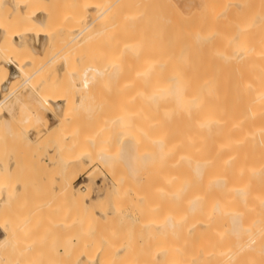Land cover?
Returning a JSON list of instances; mask_svg holds the SVG:
<instances>
[{"label": "bare ground", "instance_id": "bare-ground-1", "mask_svg": "<svg viewBox=\"0 0 264 264\" xmlns=\"http://www.w3.org/2000/svg\"><path fill=\"white\" fill-rule=\"evenodd\" d=\"M48 1L51 0H0V121L3 119L5 123L10 124V116L8 115L9 109L22 101L28 93L30 95L32 92L38 96L37 100L33 103L34 109L24 112L25 115L21 119L15 121L14 127L15 129L17 128V130L21 128L26 132L31 129L30 126L33 124V122H28L34 121V123L40 122V124L44 122L46 125L45 128L47 127L46 129L50 132L53 131V134H51L50 137L48 135L46 139L50 138L51 140L54 138L55 140H53L58 142L57 146L60 141L61 143L62 141L67 142H65L67 145L64 147L66 148V153L64 152L66 157L63 156L64 153H61L63 158H66L65 164L63 163L65 166L64 168H62L63 166L60 168L58 167L60 175L61 171L63 172L64 170L63 175L66 172V176L61 175L62 179L58 181L59 188L56 191L60 193V189H62L63 192H66V195L69 196L67 197L63 193H60L63 195L62 196L57 192H55V195L62 196L60 197L61 200L67 197V202L71 199L74 203L78 202L81 205L88 204L89 200L87 201V199L90 198V194L89 192L86 194L80 193V186H75L74 181L76 180L77 174L73 175V177L70 176L69 164L72 163L74 166L79 165V167H81L79 170H86L85 168H87V166L89 167V163H93L96 158H98L97 160L100 162L103 161L101 163L105 164L109 161L108 157L112 147H115L122 161L127 164V169L130 172L127 176H129L132 181H128L129 184L127 183V185H125L126 183H123L124 179H122L121 173L119 172L121 176L114 174V196L113 192L110 191L112 197H114L111 198L113 199L112 203H114L116 199H118L116 202L119 203L120 200L123 201L122 199L126 197V201L130 203L135 202L136 205H140V203L143 204L144 200L146 202V198L148 197L149 199L153 193H156L158 198L159 196L161 198H166L168 196L174 200V203L171 205L172 207L169 205L174 211L170 208L173 212L171 210L170 212L166 211L168 214L163 218L161 215L162 219L160 218L161 220L156 226L158 231H162L161 234H163V236L161 235V237L164 241L162 240L161 245H158V239L154 240L153 236L151 237L159 246H153L154 250L157 248L159 251L158 253L154 251V254L157 253L158 255V258H155L156 261L159 262L158 264H264V0H204L202 10L198 12L195 11V14L189 16L180 12V9H178V6H175L173 0L169 1L172 7H169L171 10L165 9L167 12L164 8H168V2L166 4L167 6L163 8L165 5H163L164 2H160V4H162L161 6L157 0V6L162 7V10L165 12L163 13L160 8L162 12L161 15L158 16L159 19L161 18L160 22H158L160 24V30L159 33L155 32V34H159V41L155 40L156 42L153 39L155 34L153 37L151 36V38L145 34L148 29H140L141 25L145 24L143 23L144 18H149L147 17L148 15H146L147 10L146 13L142 11L141 13L140 9H138V6L145 0H126L127 2L129 1V8H127L128 5H126L127 2L125 0H123L125 4H123L124 2L122 0H117V2L112 0V3H117L115 7H119L117 9L118 12L121 8L122 11H120V13H122V15H124L123 13H127L125 14V18L127 19H122L123 16H121L120 13L119 15L117 14L118 16L116 15L117 18H119V23L116 21V24L119 30L122 27V33L119 32V37L116 39L117 44L120 41L119 45L116 48L114 47V51L111 52V55L106 54L109 50H105V54L101 53L102 49H99L100 52L99 50L95 51L96 46L93 45L98 42L94 39L97 38L98 32L101 30V21L98 23L97 20L102 17L107 19L108 17L106 18L105 16L106 12V15L108 14L109 17L113 13L111 7L114 6L110 0H108V2L112 4V6L109 5L108 7L105 6L108 5V2L104 4L106 2L104 0H66L69 4L72 3L71 5L68 4L69 7L71 6V9L68 10V13H66L65 9L61 14L55 12L51 8L52 6L47 4ZM164 1L166 2V0ZM102 2L104 3L102 4ZM144 5L141 9L143 11L144 8H149L146 7V5L149 6L148 4ZM151 11L149 10V15L152 14ZM110 12L111 14L109 15ZM153 16H155L154 13ZM112 18H114L113 15L110 19ZM150 19L153 20L151 16ZM157 20L155 22H157ZM111 22L113 23V20ZM150 22L151 21H148V24ZM158 23H150L152 26V34L154 27L156 25V27L159 26ZM96 24L100 27H95ZM105 25H102V28H106ZM111 25L115 28L113 24ZM147 27L149 26H142L144 29ZM114 28L111 30L115 33L113 32L111 34L116 38L117 31ZM98 37L100 39V36ZM148 37L153 41L151 42ZM83 42L85 44L89 43L88 46L91 44L90 42H92L89 46L92 50H90V48L88 49L92 52H90L89 56L91 59L98 55L97 52L102 55V57L100 55V59H103V55L104 58H107L103 61V63H105L104 65H101L102 62L99 64L102 60L97 58L95 59H97L98 62L94 59V61H92L96 63L93 64V62H90L91 64L88 65L87 62L90 58H85L87 62L84 60L85 69H83V62L81 64V61H83V57L86 53L76 57V59L80 61L79 64L82 66L83 70L81 69V72L75 71L81 68L78 63L76 64L79 65L80 68H77V66L75 67L73 62L67 59L66 60L70 63L66 62L65 65L63 61H60L61 57H65L62 51L63 49L65 50L67 45L73 47L79 45L77 48L85 50ZM49 44H52L54 54L50 56L47 63L44 65L47 64L49 67H54V71L52 72L53 77L51 76L52 78L49 80L42 79L34 82V77L40 74L43 69V64L39 65L33 72H27L25 70V64L30 59L25 58L23 51L29 49L39 53ZM111 50H113V48H111ZM81 51L82 50L78 52ZM74 53L77 55V52ZM109 56L112 57V59H109ZM108 59L109 61H107ZM106 62H110V70L105 68L109 67ZM71 64H73L74 67H71ZM104 75L111 80L113 86L118 90V93H116V95L114 94V101L111 104L112 107L110 112L107 111L109 115L106 113L107 116L103 115L100 117V107L95 109L97 108V104L93 101L94 99L90 101L86 97H91L90 94L92 93L90 91L94 90V87L98 85L97 83L104 79V77L101 79ZM22 76L23 78H21ZM20 79L23 81L21 82ZM66 83L73 92L76 104L79 105L84 100L88 99L90 101L88 104L94 102L96 105L92 104L94 106L91 108V105L87 104L90 107L87 108V110H99L97 112V118L96 114L95 118H93L92 122L94 123L88 125V128L87 125H84L87 129L85 132L82 131L81 133H84H80V135L77 134V131L79 133V128L77 129L74 127L76 128L75 130L70 127V130H66L65 107L67 101L65 95H63V92H66ZM23 86L29 88L28 92L25 94H16L19 88ZM88 92H90L89 95L87 94ZM42 110H46L49 114L45 115ZM101 110L102 113L105 112L103 109ZM93 115L94 113L92 116ZM14 127L7 125L6 129L9 131ZM26 138L27 141H33L31 136H26ZM40 139L37 141L39 142ZM105 141L110 143L112 141V145L110 144L112 147H110L109 150L106 148L109 143L106 144V147L102 145ZM152 143H156L158 150H160V159L162 160L166 157L167 161H165L164 158V165L155 166L153 164V168L150 171L142 172L139 168V165L142 164L140 161L143 158L142 149L147 146L145 153H151L154 149ZM36 144L38 143L36 142ZM1 146L3 145L1 144ZM41 150L43 149L40 148V151ZM85 159H89L87 165L82 164L85 162ZM45 160L47 161V159ZM12 162L0 160V176L3 177L5 175V179L7 178L6 175L12 172ZM41 162H43V160ZM172 164L175 166H172ZM40 165L43 166V164ZM85 165L86 167H84ZM55 166H57V163L53 167ZM16 167L14 166L13 168L16 170ZM53 167L49 168L52 169ZM36 169L38 170L39 167H36ZM48 169L46 170L45 168L46 171H48ZM40 171L41 169L37 174L35 173L37 177L38 173H41ZM50 171L52 172L53 170ZM54 171L57 172L55 168ZM140 171L141 174L139 178L142 182L144 180V187L137 179V175ZM50 173L48 172L47 175ZM68 175L70 178H68ZM86 175L91 176L92 170L91 173L88 171ZM130 175H132V177ZM141 176L144 177L143 180ZM47 179L48 178L45 179L46 181L44 180L46 184ZM38 180H40V177ZM9 181L13 182V179ZM3 183H5L6 186L8 185L7 181H1L0 186L3 185ZM45 183L43 182V185ZM140 184L141 190L138 188ZM12 187H10V190L13 189ZM16 187L17 189L20 188V186H15V188ZM22 191L24 192L23 188ZM41 191L40 193L39 191H35L31 195L34 197L36 192L37 194H42L43 192L47 193L46 191L41 193ZM3 192L4 191H1L2 197L0 194V203L3 202L2 205L4 207L7 206L8 202L13 205L15 204L14 201L17 202L15 199L16 197L13 198V200L15 199L14 201H6L7 196L5 194L3 195ZM28 194L30 193H26L27 198L30 200L31 196ZM57 195L56 197H58ZM107 195H109V192H107L105 196ZM129 196L131 201L127 198ZM60 198H55V203L52 199V205L57 204ZM141 198H143V200ZM28 199L26 200L29 202ZM41 199L42 201L44 200L43 198ZM159 199L158 203L152 205L158 207L159 205L157 204H159ZM65 200L64 202H66ZM4 201H6V206L4 205ZM45 201L48 204L50 198L48 201V198L45 197ZM64 202L62 201V204L66 205ZM116 202L114 204H118ZM59 203L60 202H58V204ZM160 203L162 204V202ZM16 205L19 206V204ZM49 205H47V209ZM52 205L49 207L50 211L55 208H53ZM68 205L69 204H67V206ZM76 205L77 204H74L75 207ZM10 206L11 205H9L8 210L10 213L12 210L14 212L17 210V215H21V212H23H20L21 209L19 207V210L17 208L18 206H16L17 209L15 208V210V206L13 209ZM34 206L35 205H33V207ZM67 206H64V208H67ZM117 206L118 209H121L120 204ZM150 206H147L146 210L151 212L150 209H152V207L147 209ZM62 207L63 206H60L59 209L61 210ZM78 207L75 209L77 212L78 209H80V207ZM92 207L93 206H91V209L89 207V211L85 212V214L87 213L86 216L88 217L89 215L91 218L96 215L99 216ZM133 207L136 206L134 205ZM157 207H155V210L158 209L159 211ZM2 208L3 207H1L0 210H2ZM6 208L8 209V207ZM6 208H3L2 212ZM41 208L43 211H40L38 214L42 212L46 214L45 212H47L49 217L53 219L51 216H54V211L50 216V211L48 212L44 206ZM41 208L39 206V209ZM44 208L47 211H45ZM139 208L140 206H138V210H140ZM59 209L57 212H59L60 219L72 220L74 215L70 214L71 219L70 217L67 219L69 212H67L65 216L66 213ZM71 209L73 208L71 207ZM138 210L137 212H139ZM152 210H154V208ZM76 211H74V214L77 213ZM80 211L82 212V208ZM80 211L78 213H81ZM7 213L8 212H6V214ZM153 213L157 214V211ZM6 214H4L5 217H3V220L6 219ZM11 214L9 215L14 216L9 218V220L16 218L15 216L17 215ZM100 214L103 218L110 217L108 216L109 212L106 210ZM1 215L0 213V232L2 231L3 234H5V238L11 237L15 230H18L19 233L22 231L21 229L19 231L17 228L19 224L22 223L21 221H25L23 220L24 217L20 221V217L17 216L20 221L19 224L17 223V227H14V220L12 221L13 223L10 221L13 225V230L11 229L10 231V226L8 224L1 223ZM40 215L41 218L44 216L43 214ZM146 215L147 214H145L146 218H150L149 221L145 220L147 223L146 226H148L150 230V226L152 225L150 220L152 216L150 217L151 214H149V216ZM30 216H33V214ZM86 216H84V222L86 224L83 223L84 226H87L88 223L92 221L86 222ZM27 217L30 220L32 218L28 215ZM44 218L45 217L41 220L42 222ZM32 219L35 221V218ZM51 219L47 218L49 221ZM60 219L59 221H61ZM140 219L145 222L142 219V215ZM53 220L57 221V217ZM155 220H159V218ZM52 222L48 225L50 226ZM110 222L112 223L113 221ZM99 223L102 225L101 220ZM32 224L31 227L33 229L28 231L29 233L35 234L34 229L40 227V224H38V227H34V224ZM61 224L66 226L65 221L59 224L54 223L57 228L59 227L58 225ZM106 224L108 225V223ZM119 224L120 227L122 225L121 221ZM46 225L45 223L43 224L44 228H46ZM21 226L19 228H21ZM24 226H26V223ZM117 227L115 228L118 229ZM104 228L103 230H106ZM59 229L58 232L61 233L64 228L61 231H59ZM171 229L173 230L171 231ZM33 230L34 232H31ZM50 230L52 229H49V231ZM55 230L57 229L55 228ZM65 230H67V228H65ZM97 231L98 230H96V232ZM152 231H154L153 228ZM112 232L117 231L114 230L111 231V233ZM140 232H142V230H140ZM140 232L138 231V233ZM163 232L165 234L166 232L169 234L170 232H174V234H170H173L174 237L169 236L172 239L175 238V240L170 238L169 240L175 241V243H173L175 246L164 243L167 240V234L165 236ZM14 233L16 234V232ZM43 233L44 231L38 234L41 235ZM100 233H102V231ZM111 233L108 232L105 234H110L112 236L113 233ZM20 234L23 235V233ZM50 234H52V232H48V235ZM102 234L99 235L101 236ZM141 234L144 235L143 233ZM87 235L89 236V241L92 240L90 238L91 235ZM118 235H120V233ZM96 237L98 236L96 235ZM157 237L156 235V238ZM105 238L109 240L108 236H105ZM2 239H4V237ZM2 239L1 241L4 243L9 240ZM132 239H134V237ZM125 240H127V238ZM169 240L167 241L169 242ZM12 241L13 240H11L9 244H12ZM122 241L119 243L120 245L115 243L112 251H116V255L120 257L125 256L123 258H126L128 253L127 249L125 250V247L124 249L123 247H119L122 246ZM107 242H109V246L111 245L110 242L113 245L111 238L110 241ZM107 242L105 248L108 246ZM99 244H101V242H99ZM132 244L130 245L132 246ZM137 246L139 245L137 244ZM145 246L147 245H142V248H145ZM7 247L8 245L6 248ZM10 247L13 246L10 245L8 249ZM83 247L84 245L81 250H84ZM91 247L89 248L91 249ZM85 250L88 257L90 255L91 258L94 252L92 251L93 253H90L91 251ZM123 250H125L126 253L122 256L120 254L124 253ZM130 251H132V249ZM79 252L83 251L79 250L70 257L76 256ZM106 252L109 253V251ZM106 252L104 254L107 255ZM134 252L136 251L129 253L133 254ZM134 255L131 256L130 254L129 256L134 257ZM138 255L136 252L137 258ZM142 255L140 254V256ZM77 256L70 259V262L76 259ZM113 256L116 258L115 255ZM129 256H127L128 259ZM145 256L144 254V257ZM141 258L138 262L136 258H134V260L129 259L131 261L130 263L126 261L129 264H147V261L149 262L146 257L144 259ZM141 260L147 261L141 262ZM112 262L113 261H111V264H113ZM100 263L102 264L101 261ZM115 264H119V262Z\"/></svg>", "mask_w": 264, "mask_h": 264}, {"label": "rangeland", "instance_id": "rangeland-1", "mask_svg": "<svg viewBox=\"0 0 264 264\" xmlns=\"http://www.w3.org/2000/svg\"><path fill=\"white\" fill-rule=\"evenodd\" d=\"M100 1V0H99ZM104 1H106L105 3L104 2H102V4L104 3V4H107V2H108V0H104ZM111 1V3L114 1H112V0H110ZM116 2H117V0H115ZM123 1V0H122ZM126 1V0H125ZM125 1H123L124 3L123 4H125ZM159 1V4H160V2L162 3V2H164L163 3V8L164 7H166L167 5V2H168V8H164V10L165 9H169V10H171L170 8L172 7V5H170L171 4V2H170V4H169V1H171V0H166V2L164 1V0H158ZM116 2H114V3H112L113 4V6L114 7H111L112 8V11H113V13L111 14V12L109 13V15H110V17H112V15L114 16V18H112V19H110V17L108 16V14L106 15V13H105V16H106V18L107 19H105V18H101V19H98L97 20V22L99 23L100 21H101V24H100V26L98 25L97 26V24L95 25V27H100L101 28V30H100V32H98V36H100V39H99V37L97 36V38L99 39H94L95 41H98V42H96L95 44H93L94 46H96L95 47V51H97V50H99V49H102L101 50V53L102 54H105V50L107 51V50H109V52H107L106 54L107 55H111V52H113L114 51V47L116 48L118 45H119V42H118V44H117V38L119 37V32H121L122 31V27L120 28V30H119V27H118V25L116 24L117 22L119 23V18H117V16L119 15V13H120V11H122V9L120 8L119 10V12L117 11V9L119 8H117V7H115V6H117V3ZM127 2V1H126ZM129 2V1H128ZM128 2H127V4L126 5H128ZM145 2H147V3H145ZM173 2L175 3V6L177 7L178 6V9H180V12H183V14L185 15L186 14V16H189V15H191V14H195L194 12L195 11H201L202 10V7H203V5H204V0H193V2L195 3H193L192 2V0H173ZM67 3V4H66ZM115 3H116V5H115ZM173 3V4H174ZM47 4L49 5V6H52L51 8L55 11V12H57V13H59V14H61L65 9H66V13H68V10L69 9H71L70 7H69V5H71V4H69L68 3V1L66 2V0H51V1H48L47 2ZM69 4V5H68ZM112 4H109V2H108V5H105L106 7H108L109 5L110 6H112ZM119 4V3H118ZM146 5V4H148L149 6H147L146 5V7H149V8H151V9H149V8H144V11L143 10H141L142 9V6L143 5ZM157 0H145L143 3H141L140 4V6H138L139 8L138 9H140V12L142 11V12H144V13H146V10H147V13H146V15H148L147 17H149V18H144V20H143V23H145V24H143V25H147V26H149V27H147L146 29H144L145 28V26H144V28H142V26L143 25H141V27H140V29L141 30H147L146 32H145V34H147V36H152L153 37V35L155 34V32H157V33H159V30H160V24L158 23V22H160V19H159V17L158 16H160L161 15V13L163 12H165L164 10H162L163 8L162 7H160V6H157ZM194 4V5H193ZM122 5V4H121ZM125 5V6H126ZM144 5V6H145ZM161 6H162V4H160ZM170 5V6H169ZM197 6V9H196V6ZM67 6H68V9H67ZM188 6V7H187ZM121 7V6H120ZM170 7V8H169ZM127 8H129V5H128V7ZM160 8H161V10H162V12L160 11ZM152 12V14L151 15H149V10ZM158 9H159V11H158ZM173 9V8H172ZM176 9V8H175ZM182 9V10H181ZM192 9H193V13H192ZM125 10H126V8H125ZM185 10V11H184ZM110 11V10H109ZM108 11V12H109ZM127 11V10H126ZM125 11V12H126ZM128 12V11H127ZM141 12V13H142ZM158 12H159V14H158ZM167 12V11H166ZM153 13H154V15L156 16H153ZM118 14V15H117ZM124 15H122V13H120V15L121 16H123L122 17V19L123 18H125V14H127V13H123ZM117 15V16H116ZM146 15H145V17H146ZM150 16H151V18L153 19V20H151L150 19ZM154 17V18H153ZM156 18V19H155ZM125 19H127V18H125ZM148 19H150V20H148ZM154 19H155V21L157 20V22H155L154 21ZM107 20H109V21H107ZM113 20V23L111 22V21ZM151 21L150 23L152 24L153 22L156 24V23H158V27H156L154 24V29H153V34H152V26H151V24L149 25L148 24V21ZM104 21V22H103ZM117 21V22H116ZM123 21H125V20H123ZM128 21V20H127ZM126 21V22H127ZM106 22V23H105ZM142 22V21H141ZM103 23V24H102ZM106 25H105V24ZM125 23V22H124ZM111 24H113V26H115V28L114 27H112V25ZM123 24V23H122ZM122 24H119L120 26H123ZM102 25L104 26H106V28H102ZM111 26L112 28H114L116 31H117V35H116V38H114L115 36L114 35H112L111 33H113L114 31L113 30H111L112 28L111 27H109V26ZM127 25H128V23H127ZM126 25V26H127ZM107 28H109V29H107ZM111 28V29H110ZM125 28H127V27H125ZM158 28V29H157ZM103 29V30H102ZM123 29H124V27H123ZM141 30H139V31H141ZM115 33V32H114ZM122 33V32H121ZM149 33V34H148ZM155 34L154 35V37H153V39H154V41L155 40H158L159 41V34ZM101 34V35H100ZM150 34H152V35H150ZM157 35V36H156ZM150 37H148L149 38V40L152 38H150ZM156 38V39H155ZM158 38V39H157ZM120 40V39H119ZM94 41V42H95ZM151 42L153 41V40H150ZM93 42V43H94ZM156 42V41H155ZM84 43V42H83ZM91 44H92V42H90ZM89 44V43H88ZM88 44H83V45H85V47H84V49L85 50H83V49H79V48H77V47H79V45L77 46V47H73V46H71V45H67L66 46V48H65V50L63 49V51L62 52H64V55H65V57H61L60 58V61H63L64 62V65H65V63L66 62H68V61H72L73 62V64L75 65V67L77 66V68L79 67V65H80V69H77V70H75V71H77V72H81L80 70L82 69V66H81V64H82V62H83V69H85L84 68V63H85V58H90L89 56H90V50H92L91 49V47H89L88 46ZM92 45V46H93ZM82 46V45H81ZM88 46V48L86 49V47ZM93 46V47H94ZM77 48V49H76ZM82 48H83V46H82ZM90 48V50H88ZM111 48H113V50H111ZM76 50V51H75ZM80 51V50H82L81 52H78V51ZM94 50V49H93ZM74 52H77V55L74 53ZM99 52H100V50H99ZM84 53H86V55L83 57L84 59H83V61H81V64H79L80 63V61H78L77 59H76V57L78 56V55H80V54H84ZM92 53V52H91ZM101 53H98L97 52V54L99 55H97L95 58H97V59H100L99 57H100V55H101ZM52 54H54V49H53V47H52V44H49V45H46L45 46V48H44V50L42 51V52H34V51H31V50H29V49H25V51H23V55L25 56V58H29L30 60H28V62L25 64V70L27 71V72H33L34 70H36V68H38V66L39 65H41V64H43V69H42V71L40 72V74H38V75H35V77H34V82L36 81V80H42V79H51L53 76H52V72L54 71V67H49L47 64L46 65H44L45 63H47V61H48V59L50 58V56L52 55ZM70 54H71V56H70ZM74 54H75V57H74ZM113 54V53H112ZM73 55V56H72ZM107 55H106V57H107ZM67 57V58H66ZM73 57V58H72ZM91 57H93V56H91ZM101 57H102V55H101ZM69 58V59H68ZM95 58H93V59H91L90 58V60L87 62L88 63V65H90L93 61H94V59ZM112 59V57H110L109 56V59ZM68 61H67V60ZM71 59H73V60H71ZM97 59H95V60H97ZM104 59L106 60L107 58H104V55H103V59L101 58L100 60H102V61H100L99 62V64H101V62H102V64L101 65H104L105 63H103V61H104ZM109 59L107 60V61H109ZM85 60V61H84ZM93 60V61H92ZM75 61H77V62H75ZM91 62V63H90ZM96 62H98V60L96 61ZM96 62H93V64H95ZM111 62V61H110ZM110 62L109 63H107V65L109 66V64H110ZM68 63H70V62H68ZM76 63H78L79 65H77ZM87 63H86V65H87ZM73 64H71V67H74V65ZM85 65V66H86ZM87 67V66H86ZM105 67V66H104ZM104 67H102V68H104ZM107 70H110V66L109 67H105ZM82 69V70H83ZM74 70V69H73ZM79 70V71H78ZM21 75H23V74H21ZM52 76V77H51ZM104 77V79H102ZM108 77H109V74H108ZM21 78H23V76L21 77ZM102 79V80H101ZM101 81H99V83H97L98 85L96 86V87H94V90H92V91H90L92 94H90L91 95V97L90 96H88V97H86V98H88L90 101H92L91 99H94L93 101L94 102H96V104H94V102L93 103H90V104H88L90 101L88 100V99H86V100H84L81 104H76L75 102V100H74V97H73V92L71 91V89L67 86V83H66V92H63V95H65V97H66V101H67V103H66V107H65V109H66V130L68 131V129L71 127V128H74V127H76L78 130H79V133H78V131H77V134H79L80 135V133L82 132V131H86V129L89 127L88 125H92L94 122H92L93 121V118H95V114H96V118H97V112L100 110L101 111V114H99L100 115V117L101 116H103V115H105V116H107L106 115V113H107V111L108 112H110V110H111V107H112V102L114 101V94L116 95V93H118V90L113 86V83L111 82V80H109V78H107V76L106 75H104V76H102L101 77ZM20 81L22 82L23 80H21L20 79ZM78 84H80L79 82H77ZM21 89V90H20ZM28 90H29V88H27V86H23V87H20L19 88V90L17 91V93L16 94H20V93H22V94H25V93H27L28 92ZM20 91V92H19ZM94 91V92H93ZM90 92H88L87 94L89 95V93ZM0 96H1V94H0ZM37 95L35 94V93H30V95H29V93L23 98V100L22 101H20L19 103H17L16 105H14L13 107H11L10 109H9V112H8V115L10 116V118H9V123L10 124H8V123H5L4 121H3V119L0 121V147L2 148H0V152L2 153H0V160H8V161H13L12 163H13V167L15 166H18V167H16V170H15V168H13L12 167V172L9 174V175H6V179H5V175L2 177V176H0V182L1 181H4V182H6L7 181V186H6V184L5 183H3V185H1L0 186V194H1V191H4L3 192V195L5 194L6 196H7V198H6V201H10V200H13V198L14 197H16L15 199H16V201L17 202H15L14 200V205L13 204H9V202L7 203V206H6V201H4L5 203H4V205L6 206V207H8V209L6 208V207H4L2 204H3V202L2 203H0V208L1 207H3V208H6V209H4V214H6V212H8L9 214H11L12 213V211H11V213H10V211H8L9 210V205H11L10 207L13 209V207L16 205V204H19V206L18 205H16V206H18L17 208L19 209V207H20V212L21 211H23V212H21V215L19 214V215H17V210H15V208H16V206L14 207V210H15V212L13 211V213L12 214H15V215H17V216H19L20 217V221H21V219L23 218V220H25V221H21L22 223V226H21V224H19L20 223V221H19V217H17V216H15L16 218H14L13 220L16 222H14V227L16 226H18V224H19V226H18V228L17 229H19V231H20V229L23 231H21L20 233H23V235H21L19 232H18V230H15V231H13V234H12V236L11 237H8V238H5V234H3V232L1 231L0 232V238L2 239L3 237H4V239H6V240H8V241H6L5 243L4 242H2L1 241V239H0V264H101L100 263V261L102 262V264H111V261H113L112 263L113 264H115L116 262L118 263L119 262V264H127L128 262L127 261H129V263L131 262L130 260H134V258H136V260H137V262L140 260V258L141 257H143V258H141V259H144L145 257L147 258V260H149V262L147 261V264H158L159 262L158 261H156V259L158 258V255H157V253L159 252L158 250H157V248H155V250H154V247L153 246H156L157 244H156V242L154 241V240H157V241H159L158 242V245H161V242H162V240L164 241V239H162V237H161V235L163 236V234H161V232L162 231H158L157 229V225L159 224V221L163 218V217H165V215L167 216V212L166 211H168V212H170V210L172 209L171 207V205H172V203H174L173 201V199L171 198V197H166V198H161L160 196H159V198H158V195L156 194V193H153V195L152 196H150V197H152V198H150L149 197V199H148V197L146 198V202H145V200H144V202H143V204H145V205H143L142 203H140V205H138V206H140V210H138V206L136 205V203L135 202H129V201H126L127 199H126V197H124V199H122L123 201H125V202H123V201H121V203H122V205H121V203H120V201H119V203L118 202H116V201H118V199H114L115 200V202L116 203H118V204H120V206H121V209H118L117 207V205L118 204H114V203H112V201H113V199H111V198H114V197H112V193L111 192H113L114 190V188H115V186H114V179H113V176H114V174H116V175H120V173H121V175H122V179H124V181H123V183H126L125 185H127V183L129 184V182H131L132 181V179L129 177V176H127V175H129L130 174V172L128 171V166H127V164L126 163H124V161H122V159L120 158V156L118 155V152H117V149H115V147H112L111 145V143H112V141H111V143L110 142H107V141H105V143H103L102 145L103 146H105L106 147V144H108L107 146L108 147H106L108 150L110 149V147H112V150H111V152H110V155H109V157H108V159H109V161H107L105 164H103V163H101V162H103V161H99V160H97L98 158H96L95 159V161L93 162V163H89V159H85V162L84 163H82L83 165L84 164H88L89 163V167L87 166V168H85L86 170H82V169H80L79 170V168H81V167H79V165H72V163H70L69 164V167H70V176H72L73 177V175H76V180L74 181V184H75V186H80V189L79 190H81L80 191V193H88L89 192V196H90V198H88L87 199V201H88V204H83V205H81V204H79L78 202L77 203H74V201H72L71 199H69L70 201L69 202H67L68 201V199H67V197L69 196V195H66L67 193L65 192H63V190L62 189H60V193H63L64 195H66L67 197H65V201L67 202H64V200H61V198L60 197H62L63 195L62 194H60V193H58V191H56L58 188H59V180H61L62 179V176L61 175H63V172H64V170L63 169H61V170H63V172L61 171V175H60V173H59V169H58V167L60 168L61 166H63L62 168H64V166L65 165H63V163L65 164V160H66V148H64V147H66V145L67 144H65V142L66 141H62V143H61V141H60V139H59V141H60V143H59V145L57 146V144H58V142L56 141H54L53 139H51L50 140V138H47L46 139V137L49 135V137L51 136V134H53V131L52 132H50V131H48L46 128H45V123L44 122H42V124H40V122L38 123V122H36V123H34V121H31V122H28V123H32L33 122V124H31L32 126H30V128L31 129H29V127H28V131H26L25 132V130H22L21 128L20 129H18L17 130V128L15 129V121H17V120H19V119H21L24 115H25V113L24 112H28V111H30V110H32V109H34V107H33V103H34V101L35 100H37ZM30 100H33V101H30ZM86 101V102H85ZM86 104H85V103ZM78 105V106H76V105ZM91 105V108H92V106H94V105H96L97 106V108H95V109H98L99 107H100V109L99 110H92L91 111V109H89V110H87V108H90L88 105ZM92 104H94V105H92ZM84 105V106H83ZM85 105H87V106H85ZM99 105V106H98ZM95 106V107H96ZM110 108V109H109ZM101 109H103V111H105L104 113H102V110ZM43 111V113L45 114V115H48L49 113L46 111V110H42ZM96 111V112H95ZM90 113V114H89ZM94 113V115L92 116V114ZM100 113V112H99ZM108 115H109V113H107ZM32 116V115H31ZM32 119V118H31ZM34 120V119H33ZM88 120H89V123H88ZM90 120H91V122H90ZM95 120H97V119H95ZM91 123V124H90ZM7 125H10V126H12V127H14V128H12V130H9V131H7ZM34 125V126H33ZM87 125V128H85V126ZM28 126H29V124H28ZM41 126V127H40ZM84 127V128H83ZM76 128H74L75 130H76ZM70 130V129H69ZM19 131V132H18ZM60 131V130H59ZM61 131H63V130H61ZM42 134V136H41V134ZM55 132V131H54ZM74 132H76V131H74ZM83 132V133H84ZM60 133V132H59ZM67 133V132H66ZM83 133H81V134H83ZM26 134V135H25ZM39 134H40V136H39ZM61 134V133H60ZM63 134V133H62ZM38 135V136H37ZM45 135V136H44ZM26 136H31L32 138H33V141H27L26 139ZM59 136V135H58ZM60 137V136H59ZM41 138V139H40ZM52 138V137H51ZM38 139H40L39 140V142L37 141ZM45 140V141H44ZM51 141V143H50V141ZM6 141H8V142H6ZM47 141V142H46ZM36 142L39 144H36ZM45 142V143H44ZM7 143H8V145H7ZM67 143V142H66ZM1 144L3 145V146H1ZM7 145V148H6V145ZM111 144V145H110ZM153 145H154V149H153V151H151V153H145V150L147 149V146L146 147H144L142 150H143V152H142V159H141V161H140V163H142V164H140L139 165V168H140V170L142 171V172H147V171H150L152 168H153V164L155 165V166H161V165H164V158H165V161H167V159H166V157H164L162 160L160 159L161 158V154H160V150H158V148H157V146H156V143H152ZM63 145V146H62ZM110 145V146H109ZM43 146V147H42ZM50 146V147H49ZM113 146H114V143H113ZM56 147H57V149H58V151H57V149H56ZM40 148L41 149H43V150H41L40 151ZM55 148V149H54ZM61 148V149H60ZM104 148V147H103ZM60 149V150H59ZM40 151V152H39ZM51 152V153H50ZM65 152V153H64ZM61 153L63 154L64 153V155L63 156H65L64 158H63V156L61 155ZM58 154V155H57ZM59 156V157H58ZM3 158V159H2ZM45 159H47V161L45 160ZM58 159H59V161H58ZM64 161H63V160ZM20 160V161H19ZM43 160V162H41ZM97 161H99V162H97ZM58 162H59V165H58ZM144 162H146V163H144ZM56 163H57V166H55V167H53L54 165H56ZM60 163H62V164H60ZM40 164H43V166H41ZM81 164V165H82ZM37 165V166H36ZM67 165V164H66ZM82 165V166H83ZM86 165L84 166V167H86ZM40 166H41V168H40ZM172 166H175L174 164H172ZM36 167H39V169L37 170L36 169ZM49 167H53L52 169L51 168H49ZM57 167V168H56ZM110 168V170H109V168ZM17 168H18V171H17ZM45 168H46V170L48 169V171H46L45 170ZM54 168L57 170V172H55L54 171ZM41 169V173H38V177L36 176V174H37V172L39 171ZM113 169V170H112ZM14 170V171H13ZM50 170H53L52 172L50 171ZM91 170H92V175L90 176H87L86 174H87V172L89 171L90 173H91ZM111 171H113V172H115V173H113V172H111ZM118 171V172H117ZM122 171H123V173H122ZM126 171H128V172H126ZM141 171L139 172V174L137 175V179L139 180V182H141L142 183V185L144 184V177L143 176H141L142 177V180H143V182L140 180V178H139V176H140V174H141ZM17 172H18V175H17ZM50 173L49 175H47V173ZM120 172V173H119ZM15 173V174H14ZM36 173V174H35ZM13 174V175H12ZM40 174V175H39ZM89 174V173H88ZM12 175V176H11ZM120 175V176H121ZM15 176V177H14ZM17 176H19V177H17ZM63 176H66V172H65V174L63 175ZM131 177H132V175H130ZM17 177V178H16ZM26 177V178H25ZM39 177H40V180H38L39 179ZM48 178L47 179V184L45 183V179L46 178ZM61 177V178H60ZM23 178H25L24 180H22ZM37 178V179H36ZM66 178V177H65ZM68 178H70L69 177V175H68ZM126 178V179H125ZM128 178V179H127ZM10 179H13V182L11 181H9ZM45 180V181H44ZM9 181V182H8ZM16 181V182H15ZM125 181H127V182H125ZM129 181V182H128ZM43 182L45 183L44 185H43ZM138 182V181H137ZM139 182H138V184H139ZM21 184V185H20ZM3 186H5V187H3ZM13 186V187H12ZM15 186H20V188L22 187L23 189H24V192L22 191V188L20 189H17V187L15 188ZM57 186V187H56ZM140 187H138L140 190H141V184L139 185ZM10 187H12L13 189L12 190H10L11 188ZM143 187H144V185H143ZM29 188V189H28ZM31 188V189H30ZM125 188V187H124ZM7 189V190H6ZM32 192H31V191ZM41 190H43V191H46L47 193H45V192H43V191H41ZM143 190H144V188H143ZM142 190V191H143ZM10 191V192H9ZM22 191V192H21ZM35 191H39V193H40V191H41V193L42 194H44L43 196H41L42 194H37V192L34 194V197H33V195H31L32 193H34ZM111 191V192H110ZM20 192V193H19ZM55 192H57L58 194H60V195H62V196H60V195H57L58 197H56V195H55ZM107 192H109V195H110V193H111V195L109 196V195H107V196H105L106 194H107ZM26 193H30V194H28V195H30L29 197H30V200H31V202H30V200L27 198V195H26ZM49 193V194H48ZM114 192H113V196H114ZM16 195V196H15ZM19 195H21V196H19ZM54 195V196H53ZM125 195V194H124ZM8 196H10V197H8ZM35 196H36V199H38V200H36L35 199ZM126 196H127V194H126ZM1 197H2V194H1ZM17 197H18V199H17ZM43 198L44 200L42 201V199L41 198ZM45 197L46 198H48V201H49V198H50V202L52 201V199H53V201H54V203H55V198H60V199H58V202H60L59 204H61V205H59L58 204V202H57V204H54V205H52V202L50 203H46V201H45ZM52 197H54V198H52ZM12 198V199H11ZM52 198V199H51ZM70 198V197H69ZM127 198H129V200L131 199L130 198V196L129 197H127ZM26 199H28L29 200V202L26 200ZM41 199V200H40ZM142 200H143V198H141ZM158 199L160 200L159 201V204H157V205H159L158 207L155 205H152V204H155V203H158ZM22 200V201H21ZM47 200V199H46ZM60 200V201H59ZM134 200V199H133ZM136 200V199H135ZM134 200V201H135ZM142 200H140V201H142ZM155 200H156V202H155ZM47 201V202H48ZM57 201V200H56ZM62 201L66 204V205H64V204H62ZM131 201V200H130ZM136 201H138V200H136ZM150 201V202H149ZM153 201V202H152ZM19 202V203H18ZM25 202V203H24ZM90 202V203H89ZM139 202V201H138ZM147 202H148V204H147ZM152 202V203H151ZM160 202H162V204L160 203ZM11 203V202H10ZM13 203V202H12ZM30 203V204H29ZM93 203V204H92ZM126 203V204H125ZM27 204V205H26ZM39 204H41V205H39ZM44 204V205H43ZM45 204H47V205H52V207L54 208L52 211H50L49 210V207H50V205L48 206V209H47V205H45ZM67 204H69L68 206H67ZM73 204V205H72ZM74 204H77L76 205V207H80V209H78V212L81 210V208H82V212L81 213H78L75 209H77L75 206H74ZM90 204H91V206H93L92 207V209H94V211H95V213L96 214H99V216L98 215H96L95 217H93V218H91L89 215H88V217L86 216L87 215V213L85 214V212H87V211H89L88 209H89V207H90V209H91V206H90ZM124 204V205H123ZM131 204V205H130ZM136 206V207H133L134 205ZM142 204V205H141ZM162 206H161V205ZM33 205H35V206H37V207H33ZM40 206V208L41 207H45L47 210H48V212H49V214H50V216L52 215V212H53V214H54V216H51V217H53V219L55 218L56 219V217H57V221L56 220H53V219H51L50 217H49V215H48V213L47 212H45L46 214H44L43 212L42 213H40V214H43L42 216L43 217H45L44 218V220H43V222L41 221L42 219H43V217L41 218V215L40 214H38L40 211H43L42 210V208L41 209H39V206ZM151 205V206H150ZM164 205V206H163ZM169 205L171 206V207H169ZM60 206H63L62 208H61V210L59 209L60 208ZM64 206L66 207L67 206V208H64ZM74 206V207H73ZM119 206V207H120ZM145 206V207H144ZM147 206H150L149 208H147V209H150L151 207H152V209L154 208V210H152V209H150L151 210V212L148 210H146V207ZM168 206V207H167ZM22 207V208H21ZM27 207V208H26ZM71 207L73 208V209H71ZM78 207V208H79ZM130 207H133V208H130ZM143 207V208H142ZM155 207H157V208H159V211H158V209L157 210H155ZM167 207V208H166ZM3 208H2V210H3ZM16 208V209H17ZM44 208V210L45 211H47L46 209ZM97 208V209H96ZM145 208V209H144ZM166 208V209H165ZM171 208V209H170ZM174 208V207H173ZM24 209V210H23ZM30 209H31V212H30ZM34 209V210H33ZM60 210V211H63L64 213H66L65 214V216L67 215V212H69L68 213V216H67V219L70 217V219H71V215H74V217H72V220H70L69 221V219L68 220H65V219H60L59 218V212H57V210ZM63 209V210H62ZM66 209V210H65ZM71 211H70V210ZM98 209H101V210H98ZM110 209V210H109ZM134 210V211H132V210ZM139 211V212H137V210ZM143 209V210H142ZM2 210H0L1 212V220H2V222L1 223H5V224H8L9 226H10V231H11V229L13 230V225L10 223V221L12 222L13 220H9V218H12V216H14V215H12V216H10L8 213L6 214V216L8 217H6V219H4L3 220V217H5V215L3 214V212H2ZM38 210V211H37ZM76 211L77 213H75L74 214V211ZM104 210H106V211H108L109 212V215L108 216H110V217H107V218H103L102 216H101V214L100 213H102ZM141 210H142V212L144 213V215H143V213L141 212ZM173 210V209H172ZM171 210V211H172ZM6 211V212H5ZM122 211V212H121ZM157 211V214L156 213H153V212H156ZM161 211V212H160ZM163 211H165V212H163ZM174 211V210H173ZM172 211V212H173ZM29 212H30V214H29ZM35 212H37V213H35ZM100 212V213H99ZM116 212V213H115ZM140 212H141V215H142V219L145 221H149V217L148 218H146L145 217V214H147L148 216H149V214H151L150 215V217L152 216L153 217V215H154V217L152 218L151 217V222L150 223H152V225L150 226V230L148 229L149 227L148 226H146V221L145 222H143V221H141V219H140V217H141V215H140ZM60 213H62V212H60ZM64 213H63V215H64ZM121 213V214H120ZM138 213V214H137ZM161 213H163V214H161ZM31 214H33V216H30ZM71 214V215H70ZM79 214H81V215H79ZM156 214V215H155ZM9 215V216H8ZM27 215L29 216V217H32V218H35V221H34V219H32L31 218V220L27 217ZM37 215H40V216H37ZM62 215V214H61ZM60 215V216H61ZM146 215V216H147ZM160 215V216H159ZM161 215H162V218H161ZM65 216H64V218H65ZM84 216H86L85 217V220H86V222H89L90 220H92V221H90L89 223H88V225L87 226H84L83 225V223L85 224V222H84ZM112 216V217H111ZM118 216V217H117ZM91 219H90V218ZM97 217H98V220H97ZM100 217V218H99ZM102 217V218H101ZM121 217V218H120ZM156 217V218H155ZM159 218V220H155V219H158ZM47 218H49V219H51L52 221H56V222H52L51 220L49 221V220H47ZM62 218H63V216H62ZM89 218V219H88ZM110 220H109V219ZM112 218V219H111ZM116 218V219H115ZM161 218V219H160ZM59 219L61 220V221H59ZM101 220V224L102 225H100V223H99V221ZM46 220V221H45ZM102 220H103V223H102ZM106 220H107V222H106ZM128 220V221H127ZM27 221V222H26ZM63 221H65L66 222V226H64L63 224H61V225H58L59 227L57 228V226L56 225H54V223H57V224H59V223H61V222H63ZM67 221H69V222H67ZM98 221V222H97ZM110 221H113L112 223L110 222ZM120 221H121V223H122V225L119 227V223H120ZM24 222V223H23ZM34 222V223H33ZM50 222H52L51 223V225L49 226L48 224L50 223ZM97 222V223H96ZM110 222V223H109ZM125 222V223H124ZM139 224H138V223ZM13 223V222H12ZM18 223V224H17ZM25 223H26V226H24L25 225ZM28 223V224H27ZM34 224V227H38L39 225L38 224H40V227H38L37 229L35 228L34 230H35V234L34 233H29V231L28 230H32L33 228L31 227V224ZM47 224L46 225V228H44V226H43V224ZM106 223H108V225L106 224ZM117 225H116V224ZM149 223V222H148ZM32 224V225H33ZM78 226H77V225ZM96 224H99V225H96ZM112 224V225H111ZM115 224V225H114ZM127 224V225H126ZM134 224V225H133ZM138 224V225H137ZM74 225H76V226H74ZM86 225V224H85ZM127 227H126V226ZM129 225V226H128ZM135 225H137V226H135ZM21 226V228H19ZM24 226V227H23ZM51 226H52V228H51ZM97 226V227H96ZM101 226V227H100ZM109 226V227H108ZM118 226V227H117ZM123 226V227H122ZM132 226H134V227H132ZM30 227H31V229H30ZM76 227V228H75ZM105 227V228H104ZM115 227H117L118 229H116ZM155 227V228H154ZM23 228V229H22ZM41 228V229H40ZM55 228L57 229V230H55ZM60 228V229H59ZM64 228V229H63ZM65 228H67V230H65ZM103 228L104 229H106V230H103ZM110 228H112V229H110ZM115 228V229H114ZM120 228H122V229H120ZM130 228V229H129ZM133 228V229H132ZM138 228V229H137ZM142 228V229H141ZM144 228V229H143ZM152 228H153V230L154 231H152ZM40 229V230H39ZM43 229V230H42ZM45 229V230H44ZM49 229H52V230H50L49 231ZM58 229H59V231H61L62 229H63V232H61V233H59L58 232ZM109 229V230H108ZM34 230L33 231H31V232H34ZM36 230H38V231H36ZM73 230V231H72ZM96 230H98L97 232H96ZM102 231V233H111V231H117V232H112L111 234H112V236L109 234V235H107V234H102V233H100L101 231ZM119 230V231H118ZM125 230V231H124ZM129 230V231H128ZM137 230V231H136ZM140 230H142V232H140ZM144 230V231H143ZM156 230V231H155ZM173 229H171V231H172ZM27 231V232H26ZM42 231H44V233L43 234H38L39 232L40 233H42ZM54 231H56V232H54ZM138 231L140 232V233H138ZM152 231V232H151ZM14 232H16V234L14 233ZM48 232H52V234H50V235H48ZM124 232V233H123ZM127 232V233H126ZM138 234H137V233ZM153 232H156V233H153ZM160 232V233H159ZM169 232V231H168ZM9 233H11V232H9ZM26 233V234H25ZM29 233V234H28ZM47 234V236H46V234ZM55 233V234H54ZM83 233H84V235H83ZM91 233V234H90ZM120 233V235H118ZM126 233V234H125ZM136 233V234H135ZM141 233H143L144 235H142ZM160 234V235H158V234ZM164 233V232H163ZM171 233H173L174 234V232H170V234ZM25 234V235H24ZM81 234H82V236H81ZM85 234H86V236H85ZM87 234H89V235H91L90 236V238L92 239V240H90L89 241V236L87 235ZM98 236V237H96V235ZM99 234H102L101 236L99 235ZM153 234V235H152ZM165 234V233H164ZM166 234H167V240H169V238L170 239H172L170 236H172V237H174L173 236V234L172 235H170L169 233H167L166 232ZM166 234H165V236H166ZM34 235V236H33ZM141 235V236H140ZM156 235L159 237H157L156 238ZM170 235V236H169ZM1 236H3V237H1ZM81 236V237H80ZM105 236H108V239L109 240H107L106 238H105ZM110 236V237H109ZM115 236H119L118 238L117 237H115ZM137 236V237H136ZM146 236V237H145ZM153 236V239H151V237ZM116 239H115V238ZM134 237V239L136 240H134V239H132ZM11 238V239H10ZM110 238L112 239V242H113V245H112V243L110 242V246H109V242H107V241H110ZM127 238V240H125ZM156 238V239H155ZM165 238V237H164ZM4 239H2V240H4ZM94 239V240H93ZM124 239V240H123ZM146 239V240H145ZM150 239V240H149ZM160 239V240H159ZM11 240H13L12 241V244H9V242H11ZM115 242H114V241ZM123 240V241H122ZM134 241V242H132V241ZM165 241L164 243H168V244H172V246H175V244H173V243H175V241H170L169 240V242L168 241ZM172 240H175V238L174 239H172ZM121 241L123 242V244H122V246H119L120 244L119 243H121ZM151 241V242H150ZM14 242V243H13ZM16 242V243H15ZM93 242H95V243H93ZM98 244H97V243ZM99 242H101V244H99ZM106 242H107V245L110 247H106L105 248V244H106ZM135 243V244H132V243ZM146 242V243H145ZM148 242H149V244H148ZM154 242H155V244H154ZM82 243V244H81ZM115 243L117 244H119L118 246L119 247H123V249H124V247H125V250L127 249V252L129 253V252H132V251H136L137 252V255H138V252H139V255H138V258L136 257V252H134L133 254L132 253H127V255H126V258H123V257H125V256H123V255H125V253H126V251L125 250H123L124 251V253L123 254H120V255H122L123 257H120V256H118V255H116V251L114 252V251H112L113 250V246L115 245ZM139 245V246H137V244ZM143 243H145V244H143ZM152 243V244H151ZM160 243V244H159ZM4 246H3V245ZM14 244V245H13ZM90 244V245H89ZM94 246H93V245ZM96 244V245H95ZM130 244H132V246L130 245ZM8 245V247L10 246V245H12L13 247H10L11 249H13V250H11L10 248L8 249V247L6 248V246ZM84 245V250L85 249H87V251H91L90 253H93L92 254V256H91V258H90V255H89V257H88V255H87V252H86V250L84 251V250H81L82 249V246ZM99 245V246H98ZM134 245H136V246H134ZM142 245H147V246H145V248H142ZM150 245H152V246H150ZM157 245V247H159ZM3 246V247H2ZM92 246V247H91ZM97 246V247H96ZM111 246H112V248H111ZM85 247H87V248H85ZM89 247H91V249L89 248ZM95 247V248H94ZM119 247H117V248H119ZM128 247V248H127ZM130 247V248H129ZM132 247V248H131ZM150 247V248H149ZM151 247H152V250H151ZM88 248H89V250H88ZM104 248V249H103ZM107 248H108V250H107ZM140 248V249H139ZM142 248V249H141ZM8 249V250H7ZM115 249H116V247H115ZM120 249V248H119ZM132 249V251H130V250ZM134 249V250H133ZM11 250V251H10ZM83 251V252H79V253H77L76 254V256L77 255H79V256H77V258L76 259H74V260H72V262H70L71 260L70 259H73V258H75L76 256H74V257H70V256H73V253H76V252H78V251ZM103 250V251H102ZM118 250V249H117ZM129 250V251H128ZM10 251V252H9ZM93 251V252H92ZM106 251H109V253H107ZM154 251H157V253L156 254H154ZM107 253V255L106 254H104V253ZM113 252V253H112ZM141 252V253H140ZM2 253V254H1ZM5 255H4V254ZM86 253V254H85ZM101 253V254H100ZM142 253H143V255H142ZM95 254V255H94ZM131 254V256L132 255H134V257H131V256H129ZM140 254L142 255V256H140ZM144 254L146 255L145 257H144ZM3 255V256H2ZM87 255V256H86ZM94 255V256H93ZM113 255H115L116 256V258H114V256ZM155 255V256H154ZM127 256H129V259L127 258ZM139 256H140V258H139ZM112 257V258H111ZM118 257H120V258H118ZM4 259V261H3V259ZM156 258V259H155ZM120 259V260H119ZM69 260V261H68ZM77 260H79V261H77ZM111 260V261H110ZM122 260H125V261H122ZM127 260V261H126ZM135 260V261H136ZM74 261V262H73ZM84 261H85V263H84ZM115 261V262H114ZM146 262L145 260H141V262ZM70 262V263H69ZM79 262V263H78ZM128 263V264H129ZM146 264V263H145Z\"/></svg>", "mask_w": 264, "mask_h": 264}]
</instances>
